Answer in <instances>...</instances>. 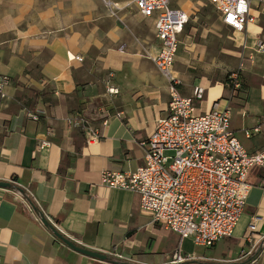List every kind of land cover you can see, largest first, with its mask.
<instances>
[{"label": "crops", "instance_id": "obj_1", "mask_svg": "<svg viewBox=\"0 0 264 264\" xmlns=\"http://www.w3.org/2000/svg\"><path fill=\"white\" fill-rule=\"evenodd\" d=\"M169 6L188 17L171 71L178 92L192 98L202 88L195 114L229 109L243 148L263 150L264 3H252L242 32L223 25L209 0ZM153 25L135 0H0V76L10 79L0 99V182L10 184L0 188V264H171L178 236L152 224L135 193L100 184L103 171L143 165L140 143L165 115L169 82L152 61ZM77 117L87 125L66 123ZM88 129L100 139L88 142ZM45 140L51 146L37 150ZM248 181L232 236L210 249L183 240L180 264H264V169ZM43 215L76 246L109 259L68 248Z\"/></svg>", "mask_w": 264, "mask_h": 264}, {"label": "built area", "instance_id": "obj_2", "mask_svg": "<svg viewBox=\"0 0 264 264\" xmlns=\"http://www.w3.org/2000/svg\"><path fill=\"white\" fill-rule=\"evenodd\" d=\"M209 2L223 25L242 32L253 21L252 3H264V0ZM135 7L142 17L153 18L159 47L152 61L169 82V100L165 115L157 119L147 140L140 143L145 150L143 165L130 172L103 171L100 184L106 189L135 193L140 212L152 224L178 236L179 248L172 254L170 263L180 264L185 261L180 255L183 240L190 239L195 246L210 249L221 239L232 236L253 186L248 176L252 170L264 169V149L249 153L243 148L230 129L229 109L220 111L214 107L209 113L195 114L194 103L204 96L202 88L195 87L192 98L182 97L178 92L171 71L178 35L188 21L187 15L171 8L169 0H135ZM262 48L264 45H259ZM9 83L8 77L0 76V99H5L4 89ZM233 87L241 88L239 82ZM108 92L111 94L113 90ZM29 117L38 120L37 115L29 114ZM77 118V121L67 119L66 123L87 125L86 120ZM87 131L88 142L100 139L96 130ZM259 132L257 126L245 131L244 136L249 139ZM50 146V141H41L37 150ZM43 218L59 232L57 225L44 215ZM247 230L250 239L255 230L253 222Z\"/></svg>", "mask_w": 264, "mask_h": 264}, {"label": "water", "instance_id": "obj_3", "mask_svg": "<svg viewBox=\"0 0 264 264\" xmlns=\"http://www.w3.org/2000/svg\"><path fill=\"white\" fill-rule=\"evenodd\" d=\"M10 184L8 183H3L0 182V188H9ZM42 223L46 226H48V222L46 219H42ZM51 228V227H50ZM52 229V228H51ZM55 237L60 240L64 245H66L68 248L72 249L75 252H78L82 255H85L87 257L93 258V259H97V260H101L104 261L106 259L105 255L100 254V253H96L87 249H83L81 247L76 246L72 241H70L69 239L65 238L61 233L55 231L54 229H52Z\"/></svg>", "mask_w": 264, "mask_h": 264}, {"label": "trees", "instance_id": "obj_4", "mask_svg": "<svg viewBox=\"0 0 264 264\" xmlns=\"http://www.w3.org/2000/svg\"><path fill=\"white\" fill-rule=\"evenodd\" d=\"M15 189H17V190H19V191H22V190H20L18 187H15ZM106 258L109 259L108 256H106Z\"/></svg>", "mask_w": 264, "mask_h": 264}]
</instances>
